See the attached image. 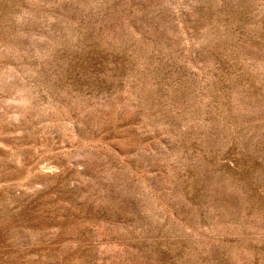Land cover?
Wrapping results in <instances>:
<instances>
[{
    "label": "rangeland",
    "instance_id": "1",
    "mask_svg": "<svg viewBox=\"0 0 264 264\" xmlns=\"http://www.w3.org/2000/svg\"><path fill=\"white\" fill-rule=\"evenodd\" d=\"M0 264H264V0H0Z\"/></svg>",
    "mask_w": 264,
    "mask_h": 264
}]
</instances>
